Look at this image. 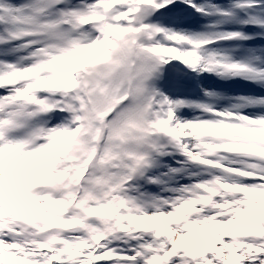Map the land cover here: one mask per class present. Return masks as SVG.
Masks as SVG:
<instances>
[{"label": "snow or ice", "instance_id": "6c2138e0", "mask_svg": "<svg viewBox=\"0 0 264 264\" xmlns=\"http://www.w3.org/2000/svg\"><path fill=\"white\" fill-rule=\"evenodd\" d=\"M0 264H264V0H0Z\"/></svg>", "mask_w": 264, "mask_h": 264}]
</instances>
